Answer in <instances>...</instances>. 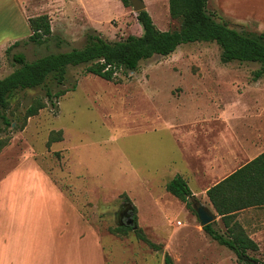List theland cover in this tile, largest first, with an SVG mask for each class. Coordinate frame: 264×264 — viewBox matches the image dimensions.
<instances>
[{
  "label": "rangeland",
  "instance_id": "1",
  "mask_svg": "<svg viewBox=\"0 0 264 264\" xmlns=\"http://www.w3.org/2000/svg\"><path fill=\"white\" fill-rule=\"evenodd\" d=\"M142 1L159 29L180 28V20L170 15L169 0ZM208 10L233 27L264 33V0H209ZM40 14L50 15L53 29L51 39L41 45L27 41L28 18ZM142 31L132 3L125 6L122 0H0V47L22 39L9 52L11 45L0 49V78L19 66L13 61L15 52L33 61L81 48L90 33L115 41ZM58 36L64 39L60 45ZM260 66L224 63L216 42H190L170 55L156 54L142 61L138 70L120 73L117 81L86 73L84 65L71 67L65 85H52L54 91L69 89L54 103L43 87L18 91L7 110L13 126L0 120V139H10L0 150V212L29 209L34 196L52 193L42 180L45 175L96 231L107 262L165 264L164 255L169 252L175 264L264 263V232L257 238L259 249L249 251L255 260L241 262L232 249L203 230L192 208L204 203L213 209L207 198H190L189 206L167 190V183L178 174L194 192L212 184L189 168L195 165L194 149L206 145L203 134L188 135L194 125L195 130L223 133L225 123L219 114L236 113L246 118L228 122L237 130L254 122L261 128L264 76L254 79ZM37 99L46 107L21 129L27 107ZM61 131L62 140L49 142ZM124 207L132 212L137 228L163 245L162 250L139 239L135 229L127 234L113 231L121 225L133 226L120 224ZM250 211L251 218L264 221V211ZM250 211L237 216L243 227L244 217L252 221ZM213 226L226 231L219 218ZM251 228L257 229L251 225L245 230L249 233Z\"/></svg>",
  "mask_w": 264,
  "mask_h": 264
},
{
  "label": "trees",
  "instance_id": "2",
  "mask_svg": "<svg viewBox=\"0 0 264 264\" xmlns=\"http://www.w3.org/2000/svg\"><path fill=\"white\" fill-rule=\"evenodd\" d=\"M125 6L130 0H122ZM209 0H169L172 18L179 19L180 28L175 30L159 29L151 14L146 10L137 12V19L142 25V34L128 35L126 38L109 41L102 35L90 33L86 44L67 51H60L41 56L29 61L23 52H15L13 61L19 66L10 74L0 78V120L5 126H13L7 110L11 98L21 90L43 87L51 102L66 94L69 89L54 91L53 84L60 86L67 82L71 67L85 66L86 73H92L110 81L120 80V73L136 71L142 61L159 54L174 53L179 46L190 42H216L221 48V61L256 62L261 66L254 71V79L264 76V33L238 29L230 22L208 10ZM31 34L27 41L44 44L53 36L51 17L40 14L28 18ZM58 45L64 42L57 37ZM21 40L13 43L7 51L19 46ZM46 103L35 100L25 112L21 129L29 117L37 115ZM63 139L62 131L58 137H51L49 142ZM10 139H0V150L8 145ZM167 190L191 205L190 198H195L188 181L180 174L167 183ZM210 202L221 216L226 231L213 226V222L203 228L212 238L232 249L241 262H251L249 251H257L259 244L249 235L237 216L251 207H264V151L257 157L238 168L207 190ZM192 207V206H191ZM135 209V207H134ZM196 213V209L192 208ZM133 226L121 225L113 231L127 234ZM135 232L139 239L154 250H162L163 245L153 242L141 228ZM165 264H175L169 252L164 255ZM259 264H264L259 262Z\"/></svg>",
  "mask_w": 264,
  "mask_h": 264
},
{
  "label": "crops",
  "instance_id": "3",
  "mask_svg": "<svg viewBox=\"0 0 264 264\" xmlns=\"http://www.w3.org/2000/svg\"><path fill=\"white\" fill-rule=\"evenodd\" d=\"M19 40H10L5 46ZM238 115L240 114H219L218 118L225 123L223 133L214 129L212 132L195 130V125L194 130L188 133L190 138H193L191 135L201 137L202 134V138H206V145L194 149L195 165L189 168L198 170V178L203 181L212 180V184L201 191H192L195 198L202 195L209 200V187L264 151V120H260L261 128L257 126V122L247 123L242 131L234 128L231 122L228 123L234 119H246ZM227 170L230 172L226 173ZM44 177L42 180L48 182L52 193L34 196L29 209H8L0 212V264H112L106 261L100 238L86 224L82 212L75 208L68 196L52 180L45 175ZM211 206L213 209L207 207L217 214L214 221L221 219L212 203ZM255 208L258 212L264 211V207H251L242 212ZM250 213L249 218L252 216L251 211ZM251 220L249 223L243 218L244 228H250L251 225L257 227L255 231L253 228L249 231V235L257 242L259 234L264 232V221L256 216Z\"/></svg>",
  "mask_w": 264,
  "mask_h": 264
},
{
  "label": "water",
  "instance_id": "4",
  "mask_svg": "<svg viewBox=\"0 0 264 264\" xmlns=\"http://www.w3.org/2000/svg\"><path fill=\"white\" fill-rule=\"evenodd\" d=\"M130 1L135 11L139 12L141 10L146 9V6L142 0H130ZM195 209L197 211V215L199 217L202 227H204L209 223H212L217 218V214L214 213L211 209H209L206 205L202 203L195 205ZM134 222H135V218L131 217L127 221V224L133 225V228L136 229L137 225H135Z\"/></svg>",
  "mask_w": 264,
  "mask_h": 264
},
{
  "label": "flooded vegetation",
  "instance_id": "5",
  "mask_svg": "<svg viewBox=\"0 0 264 264\" xmlns=\"http://www.w3.org/2000/svg\"><path fill=\"white\" fill-rule=\"evenodd\" d=\"M126 209L127 207H124L119 213L120 224H124V223L127 224V221L133 216L132 212Z\"/></svg>",
  "mask_w": 264,
  "mask_h": 264
},
{
  "label": "built area",
  "instance_id": "6",
  "mask_svg": "<svg viewBox=\"0 0 264 264\" xmlns=\"http://www.w3.org/2000/svg\"><path fill=\"white\" fill-rule=\"evenodd\" d=\"M179 223L181 224V223H182V221H179Z\"/></svg>",
  "mask_w": 264,
  "mask_h": 264
}]
</instances>
